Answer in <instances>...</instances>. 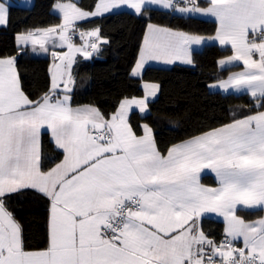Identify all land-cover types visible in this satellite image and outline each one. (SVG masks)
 Segmentation results:
<instances>
[{
	"label": "snow or ice",
	"instance_id": "obj_1",
	"mask_svg": "<svg viewBox=\"0 0 264 264\" xmlns=\"http://www.w3.org/2000/svg\"><path fill=\"white\" fill-rule=\"evenodd\" d=\"M206 3L99 0L92 12L58 3L62 24L17 35L18 43L47 51L49 41L57 46L58 33V46L68 52L52 53L60 63L53 65L50 92L37 101L22 91L14 58H0V264H264V218L245 222L237 215L238 206L264 210V111L193 136L164 154L148 125L138 136L127 122L132 105L146 110L147 96L125 99L105 118L95 107H73L68 94L74 54L87 57V47L97 49L95 42L84 48L73 44L69 31L75 21L121 4L137 14L146 4H159L215 18L214 39L232 49L219 66L243 64L218 87L264 100V0ZM7 16L0 3V25ZM80 36L99 40V29ZM204 40L149 24L133 74L149 60L191 64L192 45ZM144 87L150 96L158 90L155 84ZM42 129L50 130L62 151V159L47 170H42ZM205 169L215 173L218 187L200 183ZM26 188L49 201L47 245L40 250H26L21 226L5 202ZM204 213L223 216L225 240L217 243L200 230L197 220ZM241 237L243 247H234L232 241Z\"/></svg>",
	"mask_w": 264,
	"mask_h": 264
},
{
	"label": "trees",
	"instance_id": "obj_2",
	"mask_svg": "<svg viewBox=\"0 0 264 264\" xmlns=\"http://www.w3.org/2000/svg\"><path fill=\"white\" fill-rule=\"evenodd\" d=\"M66 0H35L31 7L10 3L8 23L0 26V57H12L20 76L21 86L30 100H40L52 87L49 67L51 55L35 53L30 48L23 51L16 42L19 33H27L55 27L61 24L60 15L52 6ZM98 0H79L85 9H93ZM198 3H205L198 0ZM156 23L190 34L213 35L216 23L194 16L182 15L170 10L145 7L141 14L121 10L96 17L78 24L83 29L99 28L102 43L97 55L85 58L79 55L71 69L73 105L96 104L109 118L123 98L141 96L142 80L160 84L159 96L149 103L150 111L141 115L133 111L130 123L136 134L148 123L154 132L158 150L167 153L175 143L199 133L222 126L234 119L264 109V100L254 99L248 93H221L211 91V81L226 77L239 66L221 69L218 59L232 53L231 46L207 44L194 51L193 64H174L169 67L148 66L142 77H134L131 70L138 57L145 29ZM64 94L63 87L58 90ZM42 170L62 159L49 132L41 136ZM203 181L215 183L210 175ZM6 206L13 213L22 229L26 250H40L47 245L49 201L31 188L21 189L6 198ZM238 214L246 220L256 219L263 210L240 208ZM203 232L219 243L225 237L224 222L204 218Z\"/></svg>",
	"mask_w": 264,
	"mask_h": 264
},
{
	"label": "crops",
	"instance_id": "obj_3",
	"mask_svg": "<svg viewBox=\"0 0 264 264\" xmlns=\"http://www.w3.org/2000/svg\"><path fill=\"white\" fill-rule=\"evenodd\" d=\"M203 1H204L205 3H203V4L199 3V4H200L202 7H206V6H207L206 0H203ZM34 2H35V0H0V3L5 4V6L7 7V13H8V8H9L10 3H18V4L22 5V6L31 7V6L34 4ZM78 2H79V0H66V1L57 2V3H55V4L52 6V11H53L54 13L60 15V17H61V24H62V22H63V20H62V13H60L59 10L56 9V8L54 7V6H55L56 4H58V3H61V4H64V3H73V4H75L78 8H80V9H82V10H84V11H88V12L95 11V6H96V5L94 6L93 9H90V10H89V9H85V8L81 7V6L79 5ZM98 2H99V0L97 1V3H98ZM174 2L176 3V0H174ZM97 3H96V4H97ZM177 4H178V3H177ZM180 5L183 6V3H180ZM145 7H153V8H160V9H164V10H170V11H173V12H176V13H179V14H182V15H186V16H194V17H198V18H202V19H206V20L214 21V22L216 23V31H215V33H214L213 35L190 34V33L184 32V31H182V30L174 29V28H171V27H168V26H164V25H160V24H156V23H149V24H152V25H156V26H158V27H161V28H167V29H171V30H173V31H177V32H183V33H187V34H190V35H195V36L204 37L205 40H204L200 45H192V53H191L192 63H191V64L186 63V62H184V61H182V60H174L172 63H166V62L163 61V60H149V61H147V62L144 64L143 68L139 69V70L137 71L136 74H133V69L136 67V64H137V62H138V60H139V57H140V52H141V49H142V47H143L144 37H145V35H146V33H147V28H148V25H149V24H148L147 27H146V29H145V32H144V36H143L142 43H141V46H140V49H139L138 57H137V59H136V62H135V64H134L132 70H131V74H132L134 77H142V75H143L145 69H146L148 66L169 67V66H172V65H174V64H187V65H192V64H193V55H194V51H196V50H201V49H203L207 44H210V43H217V44H219V42H218L217 40L214 39V37L216 36L217 27H218V24H217V22L215 21V18L210 17V16H204V15H201V14H198V13H181V12H179V11H176V10L173 9V8H164L163 6H161V5H159V4H146L143 8H145ZM121 10H131V11H134L133 9H131L130 7H128L127 5H125V4H121L119 7H117V8H113V9H112L111 11H109V12H105V13H102V14H100V15H96V16H91V17H89V18H87V19H85V20H80V21H75V22H74V27H73L72 29H70V31H69V35L71 36V39H72L73 44H74L76 47H78V48H84V47L86 46V43L90 45L91 43L95 42V43L97 44V49H96L95 51H93L90 47H87L86 50H87L88 52L91 53V54H90L89 56H87V57H85L81 52H76V53L74 54V57H73V64H74L76 58H77L79 55H81V56H83V57H85V58H93V57H95V56L97 55L99 49H100L101 44L104 43V41H106V40L101 36V33H100V29H99V28H95V29H99V36H100V39H99V40H97L95 37H84V38L82 39L81 36H80V32H88V31H92V30H95V29H90V30L83 29V28L79 27L78 24H80L81 22H84V21H87V20H90V19L96 18V17H101V16H103V15H106V14H109V13H113V12H117V11H121ZM134 12H135V11H134ZM7 23H8V16H7ZM7 23L4 24V25H0V26H6ZM41 30H43V29H41ZM33 32H36V31H33ZM27 33H28V32H27ZM19 34H26V33H19ZM37 35H39V33H37ZM250 39H251V36H250ZM256 39H257V42H259V37H257ZM56 41H57V46H53V43H52L51 41H49V42L45 45V47L47 48V51H44V50L40 47L39 44L33 45L31 42H29V43H27V44L18 43V41H17V36H16V42H17L18 46H19L23 51H26L27 49L30 48L31 50H33V51H34L35 53H37V54L46 55V54L49 53V54L51 55V58H52V59H51L50 67H49L51 83H52V72L54 71V67H53V65H54V64H58V63H60V58H59V57H53L52 53H53V52H56V53H67V52H68V48H67L66 46H64V47H60V46H58V45H59L58 33H57V36H56ZM219 45H220V44H219ZM221 46H226V45H221ZM229 46H230V45H229ZM230 55H232V53L229 54V55H226V56H224V57L219 58L218 61L221 60V59H225V58H227V57L230 56ZM0 58H9V57H0ZM11 58H12V57H11ZM254 58H255V59H258V58H259L258 54H255V55H254ZM73 64H72V66H73ZM235 64L238 65L239 67H238L237 69L231 71L226 77H224V78H222V79H220V80L227 79L228 76H229L231 73H235V72H239V71L243 70V64H242V62H235ZM72 66H71V69H72ZM218 66H219V64H218ZM15 67H16V63H15ZM231 67H232V66H231ZM219 68L224 69V68H229V67H221V66H219ZM71 69H70V71H71ZM16 71H17V74H18V77H19V81H20V76H19V73H18V69H17V67H16ZM220 80L211 81V82L208 84L209 89H210L211 91H218V92L225 93V94H227V93H248V92H246V91H235V90H232V89H229L228 91H225V90H223V89H221V88L218 87V84H219V81H220ZM145 84H155V85H158V90L156 91L155 96L147 95L148 90L144 87ZM20 86H21V81H20ZM141 86H142V89H143V94H142L141 96H135V97L123 98V99L120 101V103H121V102L124 101L125 99H144V98L147 96V99H146L147 108H146V110H145L144 112H141V111L139 110V106H137V105H132V106L128 109V113H127V122H128L129 126H130L132 129H133V127H132V124L130 123V120H129L131 113H132L133 111H137V112H139L141 115H146V114H148L149 111H150L149 103H150L152 100L156 99V98L159 96V93H160V84H159L158 82H155V81H148V80H142V82H141ZM60 87H63V83H62V82L60 83ZM69 87L72 88V83L69 85ZM21 89H22V86H21ZM22 91L24 92L23 89H22ZM24 93H25V92H24ZM248 94H249V93H248ZM25 95H26V93H25ZM249 95H250V94H249ZM29 99H30V98H29ZM120 103H119V105H120ZM71 104H72V101H71ZM119 105H118V107H117V109H116V111H115L114 113H116V112L118 111V109H119ZM72 106H73V107L91 106V107H95V108H97V109L102 113V111L100 110V108H99L96 104H91V103H89V104H88V103H87V104H78V105H73V104H72ZM260 111H264V109H262V110H260ZM257 112H258V111H257ZM114 113H113V114H114ZM255 113H256V112L251 113V114H249V115H252V114H255ZM102 114H103V113H102ZM103 115H104V114H103ZM110 117H111V116H110ZM110 117H109V118H110ZM105 118H106V117H105ZM242 118H243V117H242ZM239 119H240V118H239ZM231 122H232V121H231ZM229 123H230V122H229ZM227 124H228V123H227ZM144 125H148V126L152 129V127H151L148 123H143V126H144ZM224 125H225V124H224ZM219 127H220V126H219ZM216 128H218V127H216ZM44 131L49 132L50 137H51V139H52L53 142H54V139H53V137L51 136V132H50V130L42 129V131H41V136H42V133H43ZM133 131H134V129H133ZM205 132H206V131H205ZM134 133H136V132L134 131ZM202 133H204V132H202ZM200 134H201V133H199V134H197V135H200ZM137 135H138V134H137ZM139 135H143V131H142V133L139 134ZM139 135H138V136H139ZM152 135H153V138H154V140H155L153 129H152ZM197 135H195V136H197ZM41 136H40V145H41ZM192 137H193V136H192ZM190 138H191V137H189V138H187V139H185V140H188V139H190ZM185 140L179 141V142L175 143L174 145L179 144V143H181V142H183V141H185ZM155 143H156V140H155ZM54 144H55V142H54ZM55 146H56V145H55ZM156 146H157V144H156ZM172 146H173V145H172ZM172 146H171V147H172ZM56 147H57V146H56ZM157 148H158V147H157ZM41 153H42V150H41ZM165 154H166V153H165ZM204 175H210V176H212V177L214 178V180H215V183H208V182L203 181L202 178H203ZM200 183H201L202 185L206 186V187H218V186H219L218 183H217V179H216L215 173L212 172L210 169H205L204 171L201 172V174H200ZM240 208H241V207L238 206V209H240ZM250 210H256V209H250ZM237 215L240 216V215L238 214V212H237ZM240 217H241L242 219H244L242 216H240ZM204 218H214V219H217V220H221V221L224 222V228H225V221H224L223 216H221V215H219V214H217V213H204V214H202V215L198 218V220H197V224H198L200 230H202V231H203V229H202V221H203ZM261 218H264V210H263V214H262V216H260V217H258V218H256V219H250V220H246V219H244V220H245V222H254V221H257V220H259V219H261ZM16 221H17V220H16ZM17 222H18V221H17ZM224 234H225V232H224ZM229 239H230V238H229ZM232 244H233L234 247H237V248H238V247H243V238L241 237V238H239V239H237V240H235V241H232Z\"/></svg>",
	"mask_w": 264,
	"mask_h": 264
},
{
	"label": "built area",
	"instance_id": "obj_4",
	"mask_svg": "<svg viewBox=\"0 0 264 264\" xmlns=\"http://www.w3.org/2000/svg\"><path fill=\"white\" fill-rule=\"evenodd\" d=\"M176 3H178V4L183 3V0H176ZM225 239H226V237H224V238L222 239V241L225 240ZM238 248H241V247H238Z\"/></svg>",
	"mask_w": 264,
	"mask_h": 264
}]
</instances>
